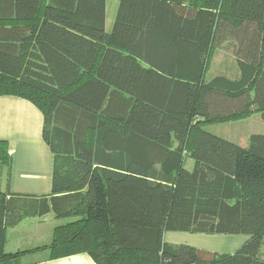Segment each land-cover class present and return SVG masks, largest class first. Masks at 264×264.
Wrapping results in <instances>:
<instances>
[{
  "label": "trees",
  "instance_id": "1",
  "mask_svg": "<svg viewBox=\"0 0 264 264\" xmlns=\"http://www.w3.org/2000/svg\"><path fill=\"white\" fill-rule=\"evenodd\" d=\"M107 1L0 0V96L41 109L54 156L51 194L0 191L1 263L26 252L9 228L52 213L50 247L97 264H264V133L203 128L264 120V0H119L110 31ZM219 51L238 78L207 79ZM168 232L248 239L219 254Z\"/></svg>",
  "mask_w": 264,
  "mask_h": 264
},
{
  "label": "crops",
  "instance_id": "2",
  "mask_svg": "<svg viewBox=\"0 0 264 264\" xmlns=\"http://www.w3.org/2000/svg\"><path fill=\"white\" fill-rule=\"evenodd\" d=\"M43 125V112L33 102L14 95L0 96V140L8 142L11 152L10 163L0 161V191L35 195L51 194L54 156L43 139ZM35 218L40 219L37 224L38 230L47 228L46 239L41 243L42 245L27 249L28 251L20 255L25 259L16 264H97L87 252L68 253L63 250L55 251L50 247L55 228L66 220H59L52 213ZM27 219L7 230L6 252L21 251L18 245L11 242L15 240L16 233L18 235L22 233L17 230ZM45 222L53 224H43ZM189 234L191 236H183V238L171 236L169 239L165 234V241L169 244H188L219 254H232L248 239L244 235ZM28 256L33 257L26 259Z\"/></svg>",
  "mask_w": 264,
  "mask_h": 264
},
{
  "label": "rangeland",
  "instance_id": "3",
  "mask_svg": "<svg viewBox=\"0 0 264 264\" xmlns=\"http://www.w3.org/2000/svg\"><path fill=\"white\" fill-rule=\"evenodd\" d=\"M119 0H108L107 1V12H106V29L110 31L112 29L116 13L118 10ZM226 75L230 78H238L240 76V70L237 65V61L232 54L224 51L216 52L215 56L211 61L210 68L207 72V79L210 80L216 75ZM204 129L221 136L222 138L228 139L235 143H238L244 147L248 146L249 138L252 134L264 133V120L262 118L261 112H254L250 116L231 121L227 123L219 124H206L203 126ZM194 166V161L190 158L186 160V168L192 169ZM39 218H29L17 232H24L25 234L18 235L15 234L16 238L11 243L19 246L21 251H26L30 247L42 245L43 241L46 239V227L40 230L37 229V224L39 223ZM64 220V219H59ZM66 222V221H65ZM43 224H50L45 222ZM28 234H27V233ZM189 233L184 232H168L166 233L167 239L174 236V238L183 236H191ZM186 239V238H185ZM184 239V240H185ZM183 240V239H182ZM187 240V239H186ZM40 243V244H39ZM15 247V246H14ZM13 249V248H12ZM28 251V250H27ZM23 254V253H22ZM33 256H28L29 259ZM25 258L19 256L17 261H22Z\"/></svg>",
  "mask_w": 264,
  "mask_h": 264
}]
</instances>
